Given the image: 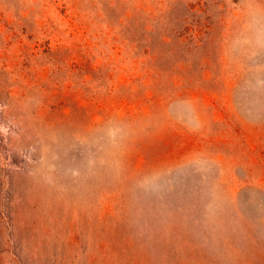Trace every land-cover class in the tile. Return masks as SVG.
Masks as SVG:
<instances>
[{"label":"rangeland","instance_id":"obj_1","mask_svg":"<svg viewBox=\"0 0 264 264\" xmlns=\"http://www.w3.org/2000/svg\"><path fill=\"white\" fill-rule=\"evenodd\" d=\"M0 264H264V0H0Z\"/></svg>","mask_w":264,"mask_h":264}]
</instances>
